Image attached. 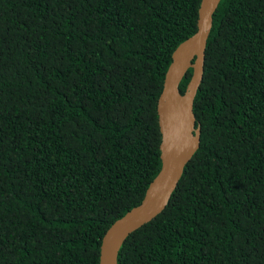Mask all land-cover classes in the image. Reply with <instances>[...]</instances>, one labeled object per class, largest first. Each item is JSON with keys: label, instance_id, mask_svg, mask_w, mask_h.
<instances>
[{"label": "trees", "instance_id": "16d2710c", "mask_svg": "<svg viewBox=\"0 0 264 264\" xmlns=\"http://www.w3.org/2000/svg\"><path fill=\"white\" fill-rule=\"evenodd\" d=\"M200 1L0 0V264H98L160 168ZM193 112L199 146L117 264H264V0L219 1Z\"/></svg>", "mask_w": 264, "mask_h": 264}, {"label": "water", "instance_id": "95a60500", "mask_svg": "<svg viewBox=\"0 0 264 264\" xmlns=\"http://www.w3.org/2000/svg\"><path fill=\"white\" fill-rule=\"evenodd\" d=\"M219 1H200L195 32L172 52L157 99L160 168L147 185L141 201L115 219L104 232L98 264H117L118 251L126 237L163 210L184 165L199 146L200 126L196 124L193 101L202 80L207 38ZM189 67L192 74L181 92L179 84Z\"/></svg>", "mask_w": 264, "mask_h": 264}]
</instances>
